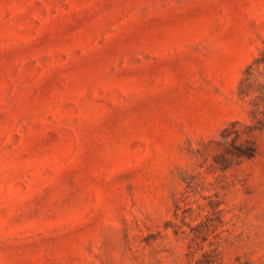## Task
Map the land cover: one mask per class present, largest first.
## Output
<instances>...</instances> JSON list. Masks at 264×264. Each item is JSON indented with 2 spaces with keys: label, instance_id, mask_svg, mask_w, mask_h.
Wrapping results in <instances>:
<instances>
[{
  "label": "rangeland",
  "instance_id": "374dc122",
  "mask_svg": "<svg viewBox=\"0 0 264 264\" xmlns=\"http://www.w3.org/2000/svg\"><path fill=\"white\" fill-rule=\"evenodd\" d=\"M0 264H264V0H0Z\"/></svg>",
  "mask_w": 264,
  "mask_h": 264
}]
</instances>
